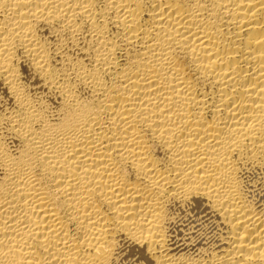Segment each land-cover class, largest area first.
Masks as SVG:
<instances>
[{
	"label": "bare ground",
	"instance_id": "obj_1",
	"mask_svg": "<svg viewBox=\"0 0 264 264\" xmlns=\"http://www.w3.org/2000/svg\"><path fill=\"white\" fill-rule=\"evenodd\" d=\"M0 264H264V0H0Z\"/></svg>",
	"mask_w": 264,
	"mask_h": 264
}]
</instances>
